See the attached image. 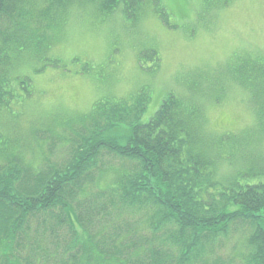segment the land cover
<instances>
[{
    "label": "trees",
    "instance_id": "obj_1",
    "mask_svg": "<svg viewBox=\"0 0 264 264\" xmlns=\"http://www.w3.org/2000/svg\"><path fill=\"white\" fill-rule=\"evenodd\" d=\"M148 1L159 5L0 0V264H264V182L219 180L231 149L208 132L200 101L236 88L264 131L263 60L243 57L205 85L167 94L146 123L142 90L101 99L78 120L19 128L11 59L21 48L40 49L51 12L91 2L137 14ZM206 1L211 10L228 3ZM144 58L159 66L155 50L140 52L139 65Z\"/></svg>",
    "mask_w": 264,
    "mask_h": 264
},
{
    "label": "rangeland",
    "instance_id": "obj_2",
    "mask_svg": "<svg viewBox=\"0 0 264 264\" xmlns=\"http://www.w3.org/2000/svg\"><path fill=\"white\" fill-rule=\"evenodd\" d=\"M227 1L217 10L206 0H159L157 6L144 3L137 14L120 7L101 11L91 2L72 4L66 14L51 12L58 22L43 29L40 49L21 48L11 59L19 128L78 120L101 99H129L142 90L149 96L140 120L146 123L167 94H180L193 81L205 85L243 57L264 61V0ZM151 49L159 66L148 58L139 65L138 54ZM203 90L210 93L211 86ZM218 100L216 94L200 99L208 132L220 137L221 150L231 149L219 164V180L232 174L239 185L264 182V131L256 130L246 97L229 88Z\"/></svg>",
    "mask_w": 264,
    "mask_h": 264
}]
</instances>
